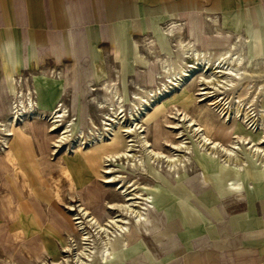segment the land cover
Returning <instances> with one entry per match:
<instances>
[{
	"label": "rangeland",
	"instance_id": "obj_1",
	"mask_svg": "<svg viewBox=\"0 0 264 264\" xmlns=\"http://www.w3.org/2000/svg\"><path fill=\"white\" fill-rule=\"evenodd\" d=\"M186 27L181 28V32L174 36L175 45L170 48L171 51L167 55L151 59L146 66L137 68L134 75H130L128 82H123V91L115 83L111 85L115 88L107 89L105 86V100L100 102L102 111H94L92 107H86L84 97L88 92L87 88L81 90L83 99L81 103L77 101L71 110L64 105L66 114L64 118H55L53 116L55 111L52 112L54 108L47 113L39 111L36 102L32 112L25 115L22 104L20 108L16 107L19 104L16 100L19 90L12 95L6 80L0 78L2 226L9 218L12 219L8 200L13 201L15 207L11 210L13 214L16 207L19 214L23 197H30L33 204L37 205L34 198L37 186L29 180L30 175L33 180L39 181L38 177L41 179L39 184L41 193L55 199L51 206H48L49 219L52 223L54 218L59 219L65 229L63 239L66 240V244L64 246L58 244L60 254L57 259L48 256V259L43 260L48 250L42 243L40 252L35 255L38 261H43L35 264H85L88 259H94L91 263L96 264L95 257L100 258L99 264H101L104 246L107 245L105 255L111 256L108 258L111 260L121 249H126H118L123 243L127 242L131 246L138 238L145 240L157 256L169 249H175L177 261L183 262L186 250L177 234L182 224L179 220H175L171 221L173 225H170L165 210L152 199L155 195L153 186L157 184L155 192L160 193V200L167 201L171 194L169 187L164 183L169 182L170 179L183 177L182 183L186 179V185L190 188L194 186V190L199 192L203 187V190L211 187L209 179L217 180L222 177L217 169L219 164L240 165L241 161L247 163L250 160L264 163V73L248 66L246 72L241 74L242 79L235 87L230 88L223 81L224 75L217 73L218 76L213 82L205 83L203 77L212 76V70L202 71L188 67L192 70L191 76H188V83H184L181 87L173 86L166 80V73L163 72L161 63L169 58L174 60L176 67L179 66L180 38L187 40L190 37L194 38L198 42L199 49L212 51L213 60L226 52L230 44L235 43L230 32H224L225 35L228 34L224 40H216L215 35L219 32L222 34L223 31L201 30V21ZM233 51L244 53L242 49H238V45L232 49ZM243 55L248 64L249 58L245 53ZM184 62L194 63L192 58ZM229 76L232 77L231 80H236L233 74ZM116 90L124 98L122 113L118 112L120 105L115 101ZM30 91L31 89L27 93ZM11 106H13L12 110ZM16 111L19 113L17 114ZM204 121L211 127L214 126L216 137L210 139L211 136L207 135L202 125ZM195 129H199V132ZM201 134L206 136V139ZM214 138H217L220 144L216 145L218 148L214 147L213 143H209ZM115 142L118 147L113 146ZM92 147L99 148L103 156L99 176L93 180L92 187L86 193L94 201H102L94 204L93 212L88 209V204L84 203L85 198L81 193L83 189H77V192L81 193L78 197L73 180L66 176L67 172L75 173L77 186L85 183V180L87 183L84 186L88 184L90 174L88 170L84 171V161L69 162L67 159L79 151ZM105 148L108 149L104 150ZM220 149L222 151H219ZM16 150L20 151L19 161L15 157ZM227 150L228 153H225ZM36 156L37 168L33 169L36 167V162L30 159L35 160ZM168 168H171V173ZM198 168L211 171L210 174L205 172L206 185L201 183L202 175L204 180V172ZM37 171L39 174H36ZM229 171L228 176L231 177L232 170ZM152 200L157 208L149 207L153 204ZM233 200L230 195L225 198L227 204L225 207L232 202L228 208L230 211L236 209ZM139 214L142 218L147 217L146 224L143 225L145 228L142 229H138L133 223L134 217ZM222 223L219 222L217 225ZM54 224L58 227L56 222ZM48 230L54 231L50 224ZM142 254L133 256L129 263H147L146 255ZM7 255L11 256L10 253ZM18 257L23 258V253L21 252ZM28 258L33 260V264L36 262L34 258L29 256ZM109 260L102 264H108Z\"/></svg>",
	"mask_w": 264,
	"mask_h": 264
},
{
	"label": "crops",
	"instance_id": "obj_2",
	"mask_svg": "<svg viewBox=\"0 0 264 264\" xmlns=\"http://www.w3.org/2000/svg\"><path fill=\"white\" fill-rule=\"evenodd\" d=\"M199 21L201 30L223 31L215 35L218 41L228 35L224 32L232 33L238 49L254 61L249 68L264 73V0H0V78L6 80L12 95L31 89L37 109L45 113L59 104L71 110L77 101L81 103V90L87 88L86 107L102 111L105 86L115 83L123 91V82L137 68L171 51L175 35L167 33L170 27H189ZM101 152L92 147L67 159L84 161V171L90 174L86 186V180L76 185L75 173L66 176L73 180L76 192L83 189L91 212L102 202L86 194L99 176ZM37 158L30 159L36 162L33 169ZM22 165L25 168L23 161ZM217 169L222 177L209 179L211 187L199 192L183 184V177L170 179L164 183L171 194L167 201L160 200L157 184L153 186L155 203L169 220L182 224L177 234L186 250L183 262L177 261L175 249L157 256L138 238L135 247L121 249L108 264H131L129 260L138 253L146 255L145 264H264V163L250 160L240 165L219 164ZM38 179L29 175L37 186V205L23 197L19 214L17 207L13 214V201L8 200L12 219L2 226L0 217V264H33L28 256L34 264L48 256L57 259L58 244H66L61 221L53 219L56 227L47 215L55 199L41 193ZM81 193L77 192L78 197ZM228 195L234 198L235 210H228L232 202L225 207ZM49 224L55 232H49ZM42 243L48 253L38 261L35 254ZM124 246L127 242L118 249ZM21 252L23 258L18 257ZM95 259L99 264L100 258Z\"/></svg>",
	"mask_w": 264,
	"mask_h": 264
},
{
	"label": "bare ground",
	"instance_id": "obj_3",
	"mask_svg": "<svg viewBox=\"0 0 264 264\" xmlns=\"http://www.w3.org/2000/svg\"><path fill=\"white\" fill-rule=\"evenodd\" d=\"M180 26H172L170 27L168 30H167V33H169L170 35H176L178 34L180 31ZM221 33V32H220ZM218 34V33H217ZM180 38V37H179ZM198 42L190 37L188 40L186 39H179V50L181 51V56L179 57V66L176 67L175 66V63H174V60L172 59H166L164 62L161 63V67H162V70L163 72H165V78H167L166 80L167 81H170V83L173 85V86H177V87H181V86H184V83H188V76H191V69H188V67L192 68V69H201L202 71H207V70H212L213 72L212 73V76H204L203 77V81L205 83H211L213 82V79H216L215 77H217L218 75H224V82L225 84L227 83V85L232 88V87H235V85L242 79V76L241 74L245 73L246 72V67L249 66V64L253 63V60H251L249 58V60H247V63L246 64V61H245V57H244V53H234V51L232 52V49L235 48L237 45L234 43V44H230L229 48L226 49L223 54L221 55H218L214 60L212 59V51H210L209 49H199L198 48ZM188 58H192L194 63L193 64H188L186 62H184V60H188ZM172 62V63H171ZM188 62V61H187ZM263 62V61H262ZM217 73H220L217 75ZM234 75V77L236 78V80H231V76L229 75ZM207 75V74H206ZM160 77V75H159ZM161 78V77H160ZM234 78V79H235ZM186 81V82H184ZM217 81H220V80H217ZM222 81V82H223ZM221 83V81H220ZM220 83L219 86H222ZM171 85V87H172ZM226 85V86H227ZM111 87H114L115 86H111ZM111 87L107 88V89H111ZM164 87H165V83H164ZM218 87V86H217ZM228 87V88H229ZM162 89V88H161ZM20 91V90H19ZM17 93L16 95V100L19 102V104H17V108L21 106V104L23 105L22 107H24L25 109V115L28 114V112H32L33 110V107H34V100L32 98V92H26V91H21ZM168 91V90H167ZM27 93V95H26ZM114 96H116V103L120 105V107L118 108L119 111L118 112H123L124 108V98L123 96H121L118 91L116 90L114 92ZM136 97V96H135ZM26 98V99H24ZM27 102V103H26ZM239 102V101H238ZM29 103V104H28ZM252 104V103H251ZM57 105V104H56ZM60 105V106H59ZM57 105L56 108H54L52 110V112H54V117L55 118H64V116L66 115L65 114V107H64V104H59ZM239 106V105H238ZM13 109V106H11V110ZM122 109V110H121ZM27 110V111H26ZM17 114L19 113V111H16ZM116 112V113H118ZM120 113V114H121ZM118 114V115H120ZM70 117V116H69ZM16 118V117H15ZM67 118V117H66ZM158 118V117H157ZM251 118V117H250ZM249 118V119H250ZM248 119V118H247ZM57 121V120H56ZM63 121V120H62ZM254 123V122H253ZM138 125V124H137ZM202 125L205 127V132L207 133V135H210L212 139L213 137H216V129L214 130V126L211 127L209 124H207V122H203ZM56 126V125H55ZM196 131H198L197 129H195ZM132 131V130H131ZM199 132V131H198ZM205 133V135H206ZM204 138L206 136H204L203 134H201ZM206 139V138H205ZM204 139V140H205ZM208 139V138H207ZM217 138H214V140H210L209 143H213L214 144V147L218 148L216 145L219 144L216 140ZM251 140V139H250ZM264 140V139H263ZM62 141V140H61ZM252 141V140H251ZM144 142V141H143ZM261 142V141H260ZM264 142V141H263ZM147 143V142H145ZM200 143V142H199ZM206 143V141H205ZM204 143V144H205ZM253 143V142H252ZM259 143V142H258ZM254 144V143H253ZM208 145V144H207ZM220 145V144H219ZM113 146H116L118 147L117 145V142L113 143ZM223 146V145H222ZM208 147V146H207ZM212 147V148H214ZM231 147V146H230ZM253 147V146H252ZM215 148V149H216ZM223 148V147H222ZM235 148V147H234ZM251 148V147H249ZM258 148V147H257ZM256 148V150H257ZM204 149V148H203ZM227 149V148H226ZM225 149V150H226ZM260 149V148H258ZM228 150H232V149H228ZM228 150L227 152L225 151V153H228ZM234 150V149H233ZM255 150V148H254ZM129 151V150H128ZM131 151V150H130ZM214 151V150H213ZM219 151H222L221 149ZM261 151V150H260ZM259 151V152H260ZM212 152V151H211ZM258 152V151H257ZM256 152V153H257ZM124 153L126 154V152L124 151ZM208 153H210V151H208ZM213 153V152H212ZM219 153V152H217ZM231 153V152H230ZM124 154V155H125ZM224 154V153H223ZM232 154V153H231ZM220 155V153H219ZM218 155V156H219ZM230 155V154H229ZM229 155H228V158H229ZM122 156V155H121ZM217 156V155H216ZM227 156V154H226ZM15 157L17 159V161H19V157H20V151L19 150H16L15 152ZM232 157V156H231ZM230 157V158H231ZM128 158V157H127ZM226 158V157H225ZM112 160V159H111ZM230 160V159H229ZM229 160H228V163H229ZM182 161V160H181ZM185 161V160H184ZM233 161V159L231 160ZM234 161H235V158H234ZM241 163H243L241 161ZM69 165V164H68ZM173 166V165H172ZM178 166V165H177ZM170 173H171V168H168L167 169ZM204 172V180L207 181V178H206V174H205V171L203 170ZM176 173V172H175ZM114 178V177H113ZM112 179V178H111ZM186 179H184V183H185ZM118 186V185H117ZM187 186V185H186ZM188 187V186H187ZM150 195V194H149ZM141 196V195H140ZM150 198V197H149ZM148 198V199H149ZM152 199L154 200V196L152 197ZM152 200V201H153ZM149 201V200H148ZM153 204L149 207H152V208H155V204H154V201L152 202ZM199 204V203H198ZM83 208V207H82ZM157 208V207H156ZM118 209V208H117ZM119 210V209H118ZM159 210V209H158ZM82 211V210H81ZM84 211V210H83ZM120 211V210H119ZM164 212V211H163ZM165 213V212H164ZM204 213V212H203ZM78 214V213H77ZM91 214V213H90ZM82 215V214H81ZM148 215V214H147ZM165 215L167 216V214L165 213ZM84 216V215H83ZM80 217V216H79ZM78 218V217H77ZM84 218V217H83ZM87 218V217H86ZM85 218V220H86ZM147 217H141V215H136L133 219V223H135V226L138 228V229H142V227H144L143 225L146 224L145 220H146ZM152 219V218H151ZM95 220V219H94ZM169 220V219H168ZM154 221V220H153ZM152 221V222H153ZM169 221H175L174 219L173 220H169ZM109 222V221H107ZM118 222V221H117ZM110 223V222H109ZM115 223V222H114ZM123 224V223H122ZM149 224V223H148ZM112 225V224H111ZM124 225V224H123ZM150 225V224H149ZM155 226V225H154ZM99 227V226H98ZM105 228V227H104ZM145 228V227H144ZM105 230V229H104ZM107 230V229H106ZM149 230V229H148ZM129 231V229H128ZM87 233V232H86ZM89 233V232H88ZM104 233V232H103ZM91 238V237H90ZM89 239V238H88ZM90 242V241H89ZM138 241H136L133 245H136ZM86 243V242H85ZM73 244V243H72ZM126 244V243H125ZM133 245H129V243H127V247L124 246L122 248H132ZM69 247V246H68ZM72 247V246H71ZM69 247V248H71ZM92 248V247H90ZM107 245L103 247V252L102 251V254H101V257H102V261H101V264L102 263H105L107 262V260H109L108 258H111L106 256L105 253L107 251ZM82 249V248H81ZM121 249V248H120ZM47 250V249H46ZM70 250V249H69ZM67 251V250H66ZM90 251V250H89ZM77 252V251H76ZM86 252V251H85ZM108 253V252H107ZM112 253H110L111 255ZM140 253L136 254V256H138ZM82 255V254H81ZM87 255V254H86ZM109 255V254H108ZM113 256V255H112ZM135 256V255H134ZM86 257V256H85ZM88 257V256H87ZM66 260V259H65ZM70 260V259H69ZM78 260V258H77ZM94 260V259H93ZM91 259H88V261H86L85 264H92L91 261H93ZM73 261V260H72ZM67 262V261H66ZM58 264V263H57ZM75 264V263H74Z\"/></svg>",
	"mask_w": 264,
	"mask_h": 264
}]
</instances>
